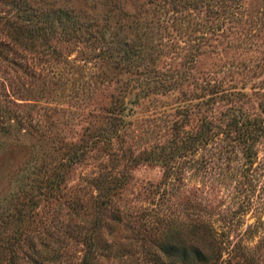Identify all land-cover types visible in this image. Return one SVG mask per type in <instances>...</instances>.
<instances>
[{"label":"rangeland","instance_id":"rangeland-1","mask_svg":"<svg viewBox=\"0 0 264 264\" xmlns=\"http://www.w3.org/2000/svg\"><path fill=\"white\" fill-rule=\"evenodd\" d=\"M120 2L135 16L153 19L122 28L136 43L154 45L150 59L143 51L138 63L123 64L116 51L96 47L88 27L69 36L62 18L41 14L72 7L102 23L109 0H0V198L13 188L17 168L34 163L28 153L35 154L36 133L44 132L87 140L88 158L96 161L111 151L110 163L127 169L120 193L129 204L155 201L166 169L175 211L188 197L219 224L218 214L236 206L240 184L251 178L253 202L238 227L264 218V139L255 143L254 161L243 164L231 120L261 113L264 0H242L238 16L228 17L220 33L208 34V44L191 61H184L182 39L193 22L154 19L157 10H147L159 8L156 0ZM212 85L227 91L209 93ZM203 116L218 124L217 134L195 149L187 140ZM179 137L184 148L175 151ZM88 158L64 166L62 191L94 193L86 177L96 167Z\"/></svg>","mask_w":264,"mask_h":264},{"label":"trees","instance_id":"trees-1","mask_svg":"<svg viewBox=\"0 0 264 264\" xmlns=\"http://www.w3.org/2000/svg\"><path fill=\"white\" fill-rule=\"evenodd\" d=\"M109 2L103 9L102 23L72 7H57L41 14L46 19L49 13L52 19L62 18L69 36L88 27L85 32H93L96 47L107 54L116 51L123 64L138 63L143 51L144 57L150 59L154 45L149 41L144 45L136 43L123 29L131 22L151 23L153 19L135 16L119 0ZM144 2L151 5L152 0ZM241 4L242 0H156L154 5L159 8L149 7L147 11L154 15L157 10L154 19L162 22H193L188 31L184 30L186 37L182 39L186 41L184 61H191L203 51L200 47L208 44V34L220 33L228 17L238 16ZM212 86L207 88L209 93L227 91L219 85ZM259 104L260 114L231 117L234 138L241 143L242 163L247 166L257 154L255 143L264 139V96ZM215 127L218 124L212 117H201L188 145L196 149L215 138ZM36 134L38 147L35 154L28 153L35 164L28 162L17 168L13 188L0 198V264H264V218L260 215L256 221L238 227L253 202L251 178L242 181L236 206L218 214L222 220L215 225L203 206L188 197L179 201L178 211L170 208L174 205L168 195L172 181L166 169L161 186L155 190L161 187V195L148 205H132L121 200L120 190L128 172L124 166L110 163L111 151L96 161L88 158L87 140L73 142L44 132ZM96 137L91 136V140ZM178 140L175 151L184 148L183 138ZM166 157L171 158L172 152H167ZM85 158L96 167L86 177L94 193L81 187L62 191L64 166ZM254 236L256 240L252 241Z\"/></svg>","mask_w":264,"mask_h":264}]
</instances>
